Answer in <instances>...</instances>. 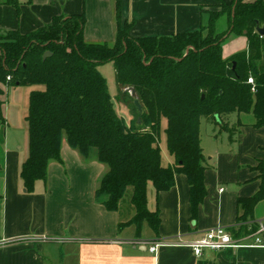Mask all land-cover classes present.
Wrapping results in <instances>:
<instances>
[{"label":"trees","instance_id":"1","mask_svg":"<svg viewBox=\"0 0 264 264\" xmlns=\"http://www.w3.org/2000/svg\"><path fill=\"white\" fill-rule=\"evenodd\" d=\"M216 1L220 10L210 12L208 25L197 31L134 38L132 23L121 21V0H115L117 34L112 45L85 41L84 11L55 17L27 34L0 31V82L43 87L29 98L28 157L20 171L25 192L33 193L37 182L46 181L51 161L62 162L65 134L82 157L90 159L96 153L107 167L95 196L108 211L119 212L132 190L135 214L119 227L133 225L139 234L146 223L158 235L160 214L149 210V185L157 194L170 191L177 174L187 177L191 219L196 220L207 195L209 168L201 147L202 121L225 130L234 115L250 114L256 127L264 126V38L256 33L257 23L264 25V0ZM8 2L19 9L16 0ZM232 36H245L248 49L225 59L222 47ZM46 53L51 55L44 60ZM110 62L116 70L117 100L129 96L126 89L133 88L144 110L138 113L131 96L136 117L129 124L115 110L98 70ZM3 93L0 89V96ZM2 105L0 101V112ZM3 122L1 112L0 126ZM236 126L230 128V138ZM162 132L173 158L168 166L159 146ZM4 136L1 128L0 145ZM3 170L0 157V173ZM257 171L260 190L238 200L239 226L228 230L235 239L257 231L246 223L254 220L257 205L264 202V161Z\"/></svg>","mask_w":264,"mask_h":264},{"label":"crops","instance_id":"2","mask_svg":"<svg viewBox=\"0 0 264 264\" xmlns=\"http://www.w3.org/2000/svg\"><path fill=\"white\" fill-rule=\"evenodd\" d=\"M230 4L232 0H222ZM257 0H247L254 3ZM0 0V31L27 34L52 22L55 17L85 12L84 39L114 42L117 34L115 0ZM216 0H121V21L132 23L134 38L191 33L208 25L209 13L219 11ZM224 28V27H223ZM206 33V31H205ZM245 36H232L222 47V56L246 51ZM1 54V53H0ZM4 84L0 82V89ZM3 118V116H2ZM230 128L203 137L201 147L209 168L205 172L207 195L196 220L191 219L190 187L183 174L175 186L157 194L148 189L150 211H159L158 235L147 228L138 234L135 226L119 227L126 218L108 211L97 201L96 191L107 173L96 153L85 159L61 145L62 162L51 161L46 181L33 193L23 189L20 171L28 157V141L18 147L4 136L0 157V264H264V202L246 223L257 231L236 238L239 246L219 251L204 249L196 256L190 245L205 238L215 227L237 228L242 214L238 200L260 190L257 167L264 161V126L256 127L253 115H234ZM168 165L173 158H167ZM129 214V213H128ZM154 243L160 244L156 253Z\"/></svg>","mask_w":264,"mask_h":264},{"label":"rangeland","instance_id":"3","mask_svg":"<svg viewBox=\"0 0 264 264\" xmlns=\"http://www.w3.org/2000/svg\"><path fill=\"white\" fill-rule=\"evenodd\" d=\"M106 43V42H102ZM107 44H113V42H107ZM99 72L105 78L108 86V91L111 95L112 101L115 106V110L121 118L124 119L126 124H129L131 120L136 117V110L133 108L132 100L130 99L131 94L127 91L129 96L120 97L119 88L116 81V70L114 63L102 64L98 67ZM43 89L42 86H13L6 84L3 86V94L0 96V101L2 105V116L4 122L1 124V128L6 132V138L9 143L13 146L18 145V147L25 146L28 141V124L26 122V116L29 107V98L32 91ZM0 112V113H1ZM166 127V121L162 123V130ZM0 128V129H1ZM221 129L212 123L203 122L202 134L206 137L208 134H219ZM212 136V135H211ZM63 138H66L64 134ZM159 146L162 153V161L164 166H168L167 158H172L167 150L166 135L164 132L161 133V139ZM2 146L0 145V151ZM152 185H149V189L152 190ZM132 190H130L124 199V204L121 207V215L127 217L128 215L134 216L135 209L130 204ZM129 213V214H128ZM144 229L148 228L147 224H144Z\"/></svg>","mask_w":264,"mask_h":264},{"label":"built area","instance_id":"4","mask_svg":"<svg viewBox=\"0 0 264 264\" xmlns=\"http://www.w3.org/2000/svg\"><path fill=\"white\" fill-rule=\"evenodd\" d=\"M10 80V77L8 78ZM248 82L253 84V80L249 79ZM224 227H215L207 231L204 239L190 245L194 254L196 256H200L204 249H210L213 251H219L226 248H235L238 247L239 244L233 238L231 233ZM261 231H264V226L261 227ZM160 244L154 243L151 247V252L156 253ZM256 245L264 246V241L260 238H256Z\"/></svg>","mask_w":264,"mask_h":264},{"label":"water","instance_id":"5","mask_svg":"<svg viewBox=\"0 0 264 264\" xmlns=\"http://www.w3.org/2000/svg\"><path fill=\"white\" fill-rule=\"evenodd\" d=\"M256 33L264 38V25H260L259 23H257V27H256ZM51 54L50 53H46L43 57V59L45 60L48 56H50ZM234 67H235V63H234ZM126 91H129L131 96L134 98V105L135 107L137 108L138 110V113L140 115H142L144 113V110H143V107L139 101V99L136 97V94L134 92V89L133 88H130V89H126ZM202 99H204V95L202 96ZM138 123H141V120L138 119Z\"/></svg>","mask_w":264,"mask_h":264}]
</instances>
